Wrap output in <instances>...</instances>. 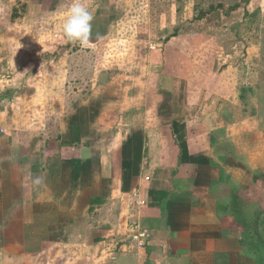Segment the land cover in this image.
<instances>
[{
	"label": "crops",
	"instance_id": "1",
	"mask_svg": "<svg viewBox=\"0 0 264 264\" xmlns=\"http://www.w3.org/2000/svg\"><path fill=\"white\" fill-rule=\"evenodd\" d=\"M32 1L0 0V9L12 19L21 6L33 13ZM178 37L156 50L163 59L210 41L202 32ZM226 47L200 75L107 76L101 91L38 126L13 102L33 63L0 71V81L15 78L0 88V264H256L233 202L252 194L249 219L264 211V182L254 180L264 174V127L256 111L237 121L221 107L214 83H229L225 71L245 56L237 41ZM139 227L144 247L133 241Z\"/></svg>",
	"mask_w": 264,
	"mask_h": 264
},
{
	"label": "rangeland",
	"instance_id": "2",
	"mask_svg": "<svg viewBox=\"0 0 264 264\" xmlns=\"http://www.w3.org/2000/svg\"><path fill=\"white\" fill-rule=\"evenodd\" d=\"M34 1L38 8L33 13H26L21 6V13L12 19L9 7L0 9V71L14 73L33 63L32 79L21 81L22 94L13 102L17 115H30L36 126L47 117L54 121L61 113L57 107L66 105L70 111L72 102L85 101L101 91L107 76L183 69L200 75L208 70L213 52L226 51L232 40L239 42L245 56L225 71L230 82L223 83L219 76L214 88L223 110L233 111L229 113L237 121L256 111L259 118L254 121L260 120L256 123L264 127V0H82L94 10L93 35L86 48L68 41L63 32L72 0ZM214 8L217 10L211 11ZM206 13V19L199 20ZM191 24L190 30L183 29ZM180 30L192 37L206 33L210 41L204 48L163 59L156 50H163L171 39L179 40ZM208 49H212L210 53ZM7 81H0L1 89ZM134 83L128 81L129 86ZM62 113L67 115L68 110L64 108ZM235 152L240 164L249 163L245 149ZM250 196L241 201L243 209ZM109 214L108 210L102 215ZM134 230L139 235L143 228Z\"/></svg>",
	"mask_w": 264,
	"mask_h": 264
},
{
	"label": "trees",
	"instance_id": "3",
	"mask_svg": "<svg viewBox=\"0 0 264 264\" xmlns=\"http://www.w3.org/2000/svg\"><path fill=\"white\" fill-rule=\"evenodd\" d=\"M216 10L217 8H214L211 11ZM247 14L249 13L247 12ZM206 16L207 13L201 15L199 20L204 19ZM254 180L255 182L259 180L264 182V174L255 175ZM241 201L242 199L236 197L233 202L235 215L242 233L241 243L249 253L254 255L256 264H264V211L258 212L254 219L250 220L249 213L241 206Z\"/></svg>",
	"mask_w": 264,
	"mask_h": 264
},
{
	"label": "clouds",
	"instance_id": "4",
	"mask_svg": "<svg viewBox=\"0 0 264 264\" xmlns=\"http://www.w3.org/2000/svg\"><path fill=\"white\" fill-rule=\"evenodd\" d=\"M93 20L94 10L86 6L82 0H72L63 24L66 39L73 43H79L81 47H88L93 35ZM25 73H28V69H25L24 73L18 72L17 77H22ZM13 82H15V78ZM41 183L40 177L34 180L36 185Z\"/></svg>",
	"mask_w": 264,
	"mask_h": 264
},
{
	"label": "built area",
	"instance_id": "5",
	"mask_svg": "<svg viewBox=\"0 0 264 264\" xmlns=\"http://www.w3.org/2000/svg\"><path fill=\"white\" fill-rule=\"evenodd\" d=\"M147 237H148V231L143 230L139 233V235L134 236L133 241H135L137 246L144 247L146 244Z\"/></svg>",
	"mask_w": 264,
	"mask_h": 264
}]
</instances>
